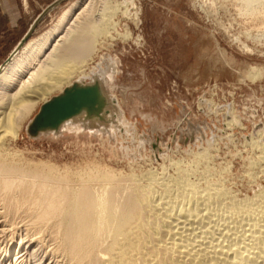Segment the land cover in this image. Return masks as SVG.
Returning a JSON list of instances; mask_svg holds the SVG:
<instances>
[{
    "label": "rangeland",
    "instance_id": "374dc122",
    "mask_svg": "<svg viewBox=\"0 0 264 264\" xmlns=\"http://www.w3.org/2000/svg\"><path fill=\"white\" fill-rule=\"evenodd\" d=\"M23 1L27 28L37 23L29 40L51 28L74 2ZM245 5L243 0H82L39 68L50 67L64 42L57 60L82 63L83 70L69 83L100 70L106 92L126 124L119 125L115 119L108 124L74 123L63 125L59 132L32 136L29 125L44 102L70 85L66 82L64 88L51 89L36 100L29 112L18 111V135L5 137V149L16 154L13 159L21 166L52 164L62 176L99 163L127 179L149 170L159 177L175 178L182 167L191 173V182L223 185L238 200L254 198L264 189V7L252 11ZM100 15L106 19L103 25L108 22L105 29L110 34L97 38L89 30L101 23ZM7 59L0 57V65ZM251 69H263V74L253 80L246 75ZM199 155L206 158L201 160ZM205 172L207 181L201 180ZM0 211H5L3 206ZM24 214L16 217L14 227L0 217V231H5L0 232V255L6 254L11 242L18 247L28 232L24 227H29L30 218ZM14 258L8 257L11 262Z\"/></svg>",
    "mask_w": 264,
    "mask_h": 264
},
{
    "label": "bare ground",
    "instance_id": "6f19581e",
    "mask_svg": "<svg viewBox=\"0 0 264 264\" xmlns=\"http://www.w3.org/2000/svg\"><path fill=\"white\" fill-rule=\"evenodd\" d=\"M81 1L71 2L51 28L28 40L0 66V206L5 210L0 211V217L9 227H14L20 213L30 218L29 229L24 227L28 232L21 236L18 247H13L12 242L6 247L0 263L29 264L33 260L32 264H264V189L254 198L238 200L223 185L191 182L190 172L182 167H177L180 170L175 178L159 177L149 170L141 177L133 174L128 180L99 163L87 171H70V175L62 176L52 164L21 166L13 159L16 154L5 149V137L11 135L15 139L18 135L22 112H29L35 101L45 98L51 89L64 88L73 75L82 74V63L77 66L67 56L57 60L64 42L56 49V58L52 56L50 67L39 68L42 57L70 25ZM243 3L252 11L260 5L264 7V0ZM105 20L93 24L89 33L97 38L107 35ZM72 36L68 39L72 40ZM262 74L263 69H251L246 75L255 80ZM97 82L107 101L103 117L88 118L83 112L53 132L74 123L108 124L115 119L119 125L126 124L106 92L100 70L83 74L77 81L84 85ZM117 173L128 180L127 185ZM205 173L203 181L209 180ZM0 232L5 234L4 230ZM14 255L11 262L8 257Z\"/></svg>",
    "mask_w": 264,
    "mask_h": 264
},
{
    "label": "water",
    "instance_id": "95a60500",
    "mask_svg": "<svg viewBox=\"0 0 264 264\" xmlns=\"http://www.w3.org/2000/svg\"><path fill=\"white\" fill-rule=\"evenodd\" d=\"M43 16V15H42ZM27 32L7 61L30 39L34 27ZM106 99L98 83L73 84L63 93L41 106L39 113L29 125V133L37 136L47 131L58 130L67 120L85 112L88 118L103 116Z\"/></svg>",
    "mask_w": 264,
    "mask_h": 264
},
{
    "label": "crops",
    "instance_id": "0c3cea01",
    "mask_svg": "<svg viewBox=\"0 0 264 264\" xmlns=\"http://www.w3.org/2000/svg\"><path fill=\"white\" fill-rule=\"evenodd\" d=\"M28 31L24 1L0 0V57L9 58Z\"/></svg>",
    "mask_w": 264,
    "mask_h": 264
}]
</instances>
